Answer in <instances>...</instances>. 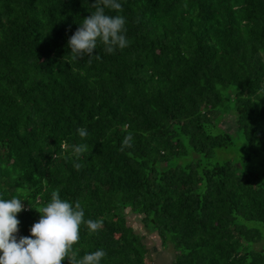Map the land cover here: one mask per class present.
Listing matches in <instances>:
<instances>
[{
  "label": "trees",
  "instance_id": "obj_1",
  "mask_svg": "<svg viewBox=\"0 0 264 264\" xmlns=\"http://www.w3.org/2000/svg\"><path fill=\"white\" fill-rule=\"evenodd\" d=\"M94 2L0 0V199L22 200L17 238L58 189L103 221L80 226L78 258L156 264L154 236L170 264H264V0H118L105 12L129 46L73 60Z\"/></svg>",
  "mask_w": 264,
  "mask_h": 264
},
{
  "label": "clouds",
  "instance_id": "obj_2",
  "mask_svg": "<svg viewBox=\"0 0 264 264\" xmlns=\"http://www.w3.org/2000/svg\"><path fill=\"white\" fill-rule=\"evenodd\" d=\"M95 11L79 23L75 33L68 39L73 60L82 59L85 55L91 57L98 43L103 45L106 53L112 54L117 49L128 47L130 41L126 37V19L121 15L106 14V9L119 12L122 5L118 0H95L91 5ZM99 59V55L96 56ZM78 135L84 139L88 136L85 128L77 129ZM132 147V135L124 138L121 151ZM74 156L88 152L86 143L72 146ZM79 171L81 163H74ZM24 209L22 200L18 197L0 199V264H62L67 258L69 264H100L107 255L105 250L98 249L85 253L78 258L73 246L80 240V226L83 224L90 233L97 232L103 224L102 220H85V211L79 201L75 204L62 200L59 190L51 193L50 202L36 209L40 213L38 222L30 228V237L17 238L20 221L17 214Z\"/></svg>",
  "mask_w": 264,
  "mask_h": 264
},
{
  "label": "rangeland",
  "instance_id": "obj_3",
  "mask_svg": "<svg viewBox=\"0 0 264 264\" xmlns=\"http://www.w3.org/2000/svg\"><path fill=\"white\" fill-rule=\"evenodd\" d=\"M222 126L225 129H227L229 132H234V125L231 121V117H229V119L226 122H224ZM131 220L133 222H137L139 221V218L136 215H134L131 217ZM148 237L152 239L154 242V244L151 246L152 250L149 257L152 258V260H154L156 264H170V261L173 258V255L170 254L172 250L169 249L170 252L163 251V248L161 246V241L159 239H157L154 236H148ZM150 239L148 240V244H150Z\"/></svg>",
  "mask_w": 264,
  "mask_h": 264
}]
</instances>
